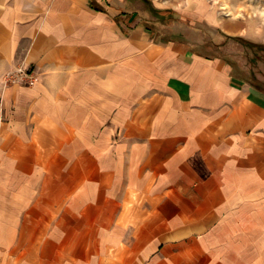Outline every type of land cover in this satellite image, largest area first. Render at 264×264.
<instances>
[{
	"label": "crops",
	"instance_id": "obj_1",
	"mask_svg": "<svg viewBox=\"0 0 264 264\" xmlns=\"http://www.w3.org/2000/svg\"><path fill=\"white\" fill-rule=\"evenodd\" d=\"M141 4L0 0V264H264V89Z\"/></svg>",
	"mask_w": 264,
	"mask_h": 264
},
{
	"label": "rangeland",
	"instance_id": "obj_2",
	"mask_svg": "<svg viewBox=\"0 0 264 264\" xmlns=\"http://www.w3.org/2000/svg\"><path fill=\"white\" fill-rule=\"evenodd\" d=\"M141 1L139 16L155 35H194L195 50L220 56L234 73L264 89V44L228 35L219 28L222 22L236 17L258 24L264 20V0Z\"/></svg>",
	"mask_w": 264,
	"mask_h": 264
},
{
	"label": "built area",
	"instance_id": "obj_3",
	"mask_svg": "<svg viewBox=\"0 0 264 264\" xmlns=\"http://www.w3.org/2000/svg\"><path fill=\"white\" fill-rule=\"evenodd\" d=\"M37 81L33 72L25 67H17L3 76L4 85H33Z\"/></svg>",
	"mask_w": 264,
	"mask_h": 264
}]
</instances>
